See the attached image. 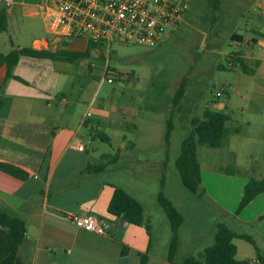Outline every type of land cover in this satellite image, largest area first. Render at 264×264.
<instances>
[{"label":"crops","instance_id":"0c3cea01","mask_svg":"<svg viewBox=\"0 0 264 264\" xmlns=\"http://www.w3.org/2000/svg\"><path fill=\"white\" fill-rule=\"evenodd\" d=\"M257 1L260 14L248 17L250 21L241 29L242 34L234 28L229 46L233 48L230 57L237 56L253 73H244L232 57V68H221L235 73L240 70V74L235 75L236 83L228 85L239 99L253 93L264 98V0ZM43 4L44 0H0V12L4 11L8 23L7 30L0 34V54L22 48L51 53L87 49L86 41L59 39L47 27L41 28ZM36 34L40 39H32ZM99 49L92 51L98 54ZM64 65L56 57L21 56L12 74L25 83L14 79L3 81L5 66H0V162L17 166L28 175L27 179L20 180L0 171V212L19 218L25 224V239L17 255L7 253V229L0 226V264H139V254L147 255V264H168L171 230L156 201L161 180L164 195L184 219L178 231L177 262L187 256H197L211 246L215 225L224 223L236 234L249 236L253 242L233 240L236 260L264 264V192L235 215L244 186L250 179L263 177H250L230 167L203 170L197 156L201 183L200 195L195 198L199 199L193 200L179 180L171 185L172 193L185 205L184 210H190L186 215L174 198L166 194L165 172L172 134L167 147L164 132L156 139L141 137V122L148 114H141L140 108L129 101L100 107L87 118L85 114L94 101L83 110L78 108L84 94L81 90L75 95L70 90L73 88V83H68L70 64ZM256 103L258 107L251 111L263 116L264 108ZM208 108L234 114L227 105ZM246 109L244 105L238 110L244 114ZM228 116V122H232ZM243 127L250 128L251 122L241 119L232 133L244 134ZM129 129L137 131L135 139L124 133ZM98 141L117 152H108ZM79 145L82 150L77 149ZM152 149L157 152L148 153ZM234 160L239 167L236 158ZM101 163L107 164L102 172H84L89 165ZM150 183L153 188L148 191ZM114 186L124 189L142 205L143 226L127 224L107 212ZM146 197L155 203L149 211L145 207L149 202ZM205 204L217 214L211 228L203 232L196 223L187 227V217L197 221L199 206ZM77 214H90L104 220L108 225L107 234L77 228L70 219ZM166 223L167 239L163 245H154L153 227ZM123 249L127 250L126 254L121 253Z\"/></svg>","mask_w":264,"mask_h":264},{"label":"rangeland","instance_id":"374dc122","mask_svg":"<svg viewBox=\"0 0 264 264\" xmlns=\"http://www.w3.org/2000/svg\"><path fill=\"white\" fill-rule=\"evenodd\" d=\"M252 14H260L257 0H220L218 10L212 9L208 0H195L185 21L160 47L150 49L137 45H111L106 50L99 49L98 54L91 51L88 58L74 62L59 58L64 66L70 64L68 83H73L70 90L75 95L83 91L84 100L79 109H85L94 101L90 108L93 115L94 110L100 107L132 102L134 107L140 108L141 114H148L146 120L141 122L140 136H150L154 139L160 138L164 132L171 101L181 79L185 77L183 100L171 115L174 129L165 179L166 194L174 198L177 206L186 215L190 210L185 211V205L172 193L171 185L175 180L178 181L174 163L181 143L191 131V119L201 117L203 110L208 106L227 105L232 108L234 114L217 109L232 118V122L226 123L230 133L219 149L197 147L198 160L203 170L210 171L212 167L220 166L230 167L229 169H238L250 177H264V115L251 111L258 107L256 102L264 108V98L253 93L246 99H239L230 86L236 83L235 75L240 74V70L235 73L220 68H232L230 63L234 61L230 52L233 48L229 47L231 33L235 28L237 33L242 34L241 29L250 21L248 17ZM262 17L264 18V12ZM39 22L42 29L47 27V20L43 15ZM262 32L264 33V26ZM32 37L40 39L41 36L36 34ZM105 68L111 75H115L112 76L111 83L106 82V77L109 76H103ZM217 93L221 95L217 96ZM244 105L247 108L246 113L241 114L238 109ZM241 119H248L251 127H243L241 129L244 134L235 135L232 131L241 124ZM236 121L239 122L238 125L234 123ZM128 124L132 126L133 123ZM124 133L130 139L138 136L137 131L133 129L125 130ZM246 134H249V137ZM97 143L102 144L110 153L117 152V149L112 150L106 143ZM151 152L156 153L157 150L148 151ZM234 158L239 167H236ZM152 188L153 184L150 183L148 191ZM188 195L192 196L193 200L199 199L195 198V195ZM145 199L149 200L145 206L149 211L155 203L149 197ZM199 207L197 221L187 217L186 226L196 223L203 232H207L217 214L207 204ZM168 229L167 223L153 227L154 245H163L169 233ZM252 233L256 235L254 231Z\"/></svg>","mask_w":264,"mask_h":264},{"label":"trees","instance_id":"16d2710c","mask_svg":"<svg viewBox=\"0 0 264 264\" xmlns=\"http://www.w3.org/2000/svg\"><path fill=\"white\" fill-rule=\"evenodd\" d=\"M212 9L218 10L220 0H208ZM7 17L4 11L0 12V34L7 30ZM233 38H231L232 40ZM95 44L88 43L87 49L84 52H68L57 51L54 53L48 51H35L30 48H22L13 50L6 55L0 54V66H5V76L3 81L14 79L21 83H25L21 78L12 74L13 68L19 61L21 56L31 58H63L67 61H76L78 59L88 58ZM238 67L247 74L253 73L237 56H231ZM223 68V67H220ZM186 79L183 77L178 89L171 101L169 114L165 121V131L163 135L164 144L167 147L170 142V137L174 129L171 115L174 110L180 106L185 90ZM230 120L229 116L223 112L216 111L206 107L201 117H193L190 122L191 131L189 135L181 143L179 155L175 161V168L178 175V180L182 188L191 195H200V167L197 160V147L206 146L212 149L221 148L230 130L226 123ZM235 132H238L235 130ZM106 163L99 165H89L85 173L102 172ZM0 171L9 174L17 179H27V173L9 163L0 162ZM164 181L161 180V191L157 195V204L164 212L169 221L171 230V239L167 250L168 264H249L246 261H238L235 258L236 246L233 240L236 238L243 239L253 244L251 238L247 235H238L224 223L215 225V234L213 244L203 250L197 256L184 257L180 262H177V251L179 247L178 231L183 224V216L174 204L164 195ZM264 192V177L260 180L250 179L244 186L243 195L241 197L235 215H238L253 199ZM107 212L123 222L135 226L144 225V211L142 205L129 195L124 189L114 186V192L108 204ZM0 226L7 229V253L17 255L20 245L25 239V224L16 217L10 216L4 212H0ZM146 229L148 230L147 226ZM122 254H126L127 250L123 249ZM148 257L146 254H139V264H147Z\"/></svg>","mask_w":264,"mask_h":264},{"label":"built area","instance_id":"2783aa9c","mask_svg":"<svg viewBox=\"0 0 264 264\" xmlns=\"http://www.w3.org/2000/svg\"><path fill=\"white\" fill-rule=\"evenodd\" d=\"M192 0H45L42 14L48 31L59 39L81 40L108 49L111 45L157 48L185 21ZM114 75V74H113ZM107 68L106 82L113 78ZM115 76V75H114ZM220 96V93L216 94ZM85 116H91L90 108ZM78 150H82L81 145ZM79 229L107 234L104 220L90 214L71 215Z\"/></svg>","mask_w":264,"mask_h":264}]
</instances>
